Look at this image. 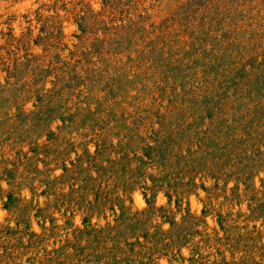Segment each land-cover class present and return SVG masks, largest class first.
I'll list each match as a JSON object with an SVG mask.
<instances>
[{"label": "rangeland", "instance_id": "obj_1", "mask_svg": "<svg viewBox=\"0 0 264 264\" xmlns=\"http://www.w3.org/2000/svg\"><path fill=\"white\" fill-rule=\"evenodd\" d=\"M0 264H264V0H0Z\"/></svg>", "mask_w": 264, "mask_h": 264}]
</instances>
